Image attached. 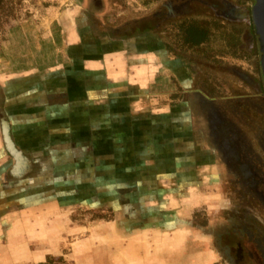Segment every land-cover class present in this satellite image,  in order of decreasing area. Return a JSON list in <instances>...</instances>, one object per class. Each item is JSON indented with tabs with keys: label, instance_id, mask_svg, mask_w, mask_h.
<instances>
[{
	"label": "rangeland",
	"instance_id": "obj_1",
	"mask_svg": "<svg viewBox=\"0 0 264 264\" xmlns=\"http://www.w3.org/2000/svg\"><path fill=\"white\" fill-rule=\"evenodd\" d=\"M163 1L142 6L138 0H122L120 4L112 0H19L14 5L13 16L0 29V79L29 72L26 76L29 80L21 82L22 86L35 85L41 74L54 65L61 64L62 69L65 68L68 61L65 58V55L68 57L66 37L71 27L77 28L86 44L96 42L102 46L118 39V36L130 41L132 38H155L162 45L166 42L175 51L174 54H167L168 57L176 60L179 66L175 69V72L178 71L175 76L179 79L184 77L186 83L174 82L173 90L177 92L172 98L167 97L169 94H166V86L163 85L164 94L153 105L170 104L178 114L186 112L193 153L214 157L210 160H214L215 165L207 168L205 179L199 177V180L197 172L192 173L190 182L193 192L189 200L195 201L178 204L177 214L175 211L165 212L161 210L162 205L155 204L156 214L148 212L147 217H140L133 210L138 198L134 196L135 185L131 181L124 183L117 180L112 182L111 187H103L119 177L113 173L118 169L114 165L107 170V166L101 165L97 159H77L81 151L75 148L73 159H28L32 172L21 175L18 183L8 189H0V264H35L46 254L71 262L72 245L74 247L89 236L92 225L99 221L115 222L130 218L134 222V219H148L150 216L165 220L173 215H176L178 227L166 230L165 225L164 229H158L157 235L172 236L182 232L187 243L181 251H175V247L174 258L168 260V264H264V205L256 195L251 197L242 182L217 159L211 145L203 137L202 119L189 108L191 91L199 90L212 98L216 106L233 109L234 116H238L249 128L264 130L263 81L255 36L248 19L243 18L241 22L234 23L241 29L242 52L238 53L239 57L224 55L211 60L194 52H180L173 43L176 29L172 25L163 29L161 17L154 18V11ZM200 1L219 3L218 0ZM226 1L240 8L252 2ZM187 8L189 11L183 18H214L213 10L202 3L190 2ZM164 14L163 8L161 15ZM220 20L226 22L225 19ZM156 24L158 27L153 28ZM149 27L152 29L145 31ZM213 45L217 47V43ZM158 87L156 91L163 93ZM14 102L12 96L6 100L0 88L1 111ZM2 112L0 116H3ZM76 118L84 121L85 116ZM86 135L84 129L73 130L76 143L86 142ZM196 160L201 161L190 160L194 168L199 165H196ZM64 161L66 163H60ZM25 164V159H20L17 169L21 171ZM105 171L110 173H103ZM59 177H64L66 183L61 184ZM164 183L169 184L168 181ZM45 184L49 190L45 189ZM59 191L64 193L61 198L56 195ZM82 196L89 198L88 201H84L86 199ZM117 204L125 206L126 210L114 209ZM109 225L112 227L113 224ZM118 226V236L127 241L134 230ZM239 246L243 253L240 260L235 253ZM130 248L135 253V245L131 244ZM248 251L250 257L246 256ZM106 258L105 264H110L108 254Z\"/></svg>",
	"mask_w": 264,
	"mask_h": 264
},
{
	"label": "crops",
	"instance_id": "obj_2",
	"mask_svg": "<svg viewBox=\"0 0 264 264\" xmlns=\"http://www.w3.org/2000/svg\"><path fill=\"white\" fill-rule=\"evenodd\" d=\"M117 38L102 46L96 42L86 44L76 27L69 28L65 68L54 65L42 72L35 85L22 86L21 82L29 80V72L1 78L0 88L6 100L12 96V102H17L3 107L5 115L1 109L0 113L8 121L9 137L22 156L19 159H73V148L79 149L77 159H97L107 170L113 165L118 168L113 173L120 179L103 187H111L117 180L135 185L134 196L138 199L133 210L140 217L155 212V204L172 212L180 203L195 201L189 200L192 173L197 172V179H205L207 168L215 165L210 160L214 157L193 153L186 112L178 114L170 104L153 105L162 98L163 85L167 97L172 98L177 92L173 90L174 82L186 83L184 77L175 76L179 67L176 60H170L155 38ZM158 85L163 93L156 91ZM80 115L85 116L84 121L76 118ZM80 128L87 134L86 142L76 143L73 130ZM9 159L0 134V189H8L21 177L8 173L12 163ZM191 159L201 160H196V168L191 166ZM59 180L61 184L67 181L64 177ZM120 206L114 209L126 210ZM153 217L134 222L130 218L97 222L89 236L75 244V250L72 245L70 263L105 264L108 254L110 264H168L174 258L175 247V251H181L187 240L182 232L157 235L165 225L166 230L178 227L176 215L165 220ZM118 224L134 230L127 241L118 236ZM94 232L98 236H91ZM131 244L135 245V253L131 252Z\"/></svg>",
	"mask_w": 264,
	"mask_h": 264
},
{
	"label": "flooded vegetation",
	"instance_id": "obj_3",
	"mask_svg": "<svg viewBox=\"0 0 264 264\" xmlns=\"http://www.w3.org/2000/svg\"><path fill=\"white\" fill-rule=\"evenodd\" d=\"M190 2L206 5V7L213 10L212 14L215 19H225L226 22L232 24L238 21L241 22L243 18H247L253 32L249 10L253 0L243 8L237 7L226 0H218L220 6H218L219 3L206 4L204 1L200 0H165L161 2L159 9L154 11V18L157 19L161 17L160 20L166 18L171 21L173 19L181 20L185 15L187 16L189 11L187 5ZM163 8L165 9V14L161 15V9ZM253 35L255 36L258 50L257 36L254 32ZM258 84L260 83L258 82ZM189 105V108L202 119V128L204 130L203 137L205 141L211 145L217 159H219L228 172H232L237 179L242 182V185L245 186L251 197L252 194L254 196L256 195L264 205V130L259 129V127L249 128L238 116H234L233 109H229L226 106L221 108L216 106L212 98L207 97L199 90L191 91ZM227 113L233 118H230ZM2 119L6 120L4 117L0 116V121ZM6 122L8 121L6 120ZM244 127L246 128L242 129ZM10 158L13 163L11 155ZM25 163V168L18 174L20 176L32 172L29 160L25 159ZM46 185L47 184H45V189L47 188V190H49V186ZM45 189L41 191H45ZM61 197L57 195V198ZM235 243L239 244L238 242ZM241 250L242 247H236L235 253L238 260L243 258ZM249 253V251L246 252L247 257L251 256Z\"/></svg>",
	"mask_w": 264,
	"mask_h": 264
},
{
	"label": "trees",
	"instance_id": "obj_4",
	"mask_svg": "<svg viewBox=\"0 0 264 264\" xmlns=\"http://www.w3.org/2000/svg\"><path fill=\"white\" fill-rule=\"evenodd\" d=\"M120 4L122 0H112ZM142 6H147L157 0H138ZM19 0H0V29L3 24L14 14V5ZM162 28L171 27L176 29L173 43L175 48L180 52H194L201 54L207 59L230 55L239 57L240 49V33L241 29L235 24L223 22L220 19H212L208 17H188L181 20H175L171 23L170 19H163ZM158 27L155 25L153 28ZM152 27L145 31L151 30ZM143 31V32H145ZM217 43V47L213 44ZM163 48L166 53L174 54L175 51L164 42ZM178 57V56H176ZM35 264H72L60 258L55 259L53 256L46 254L44 258Z\"/></svg>",
	"mask_w": 264,
	"mask_h": 264
},
{
	"label": "water",
	"instance_id": "obj_5",
	"mask_svg": "<svg viewBox=\"0 0 264 264\" xmlns=\"http://www.w3.org/2000/svg\"><path fill=\"white\" fill-rule=\"evenodd\" d=\"M250 10V19L252 23L253 32L257 36V43H258V64L260 68V74L263 79V94H264V0H253L249 7ZM0 133L1 139L3 143V147L5 151L12 156L13 164L9 169V173L11 175H18L19 173L13 171V167L15 165L16 159L13 153L8 149V144L10 145L11 149L16 152L18 155L20 154L19 151H16L13 147L12 142L9 139V132H8V125L6 120L2 119L0 121Z\"/></svg>",
	"mask_w": 264,
	"mask_h": 264
},
{
	"label": "bare ground",
	"instance_id": "obj_6",
	"mask_svg": "<svg viewBox=\"0 0 264 264\" xmlns=\"http://www.w3.org/2000/svg\"><path fill=\"white\" fill-rule=\"evenodd\" d=\"M9 139H10V141H11V138L9 137ZM12 142V141H11ZM13 144V143H12ZM7 145H8V149L13 153V155H14V157H15V159H16V162H15V165H14V167H13V171L14 172H21L20 170H18L17 169V165H18V163L20 162V159L19 158H22V156H21V154H17L16 152H14L12 149H11V147H10V145L8 144V142H7ZM13 147H14V145H13ZM14 149L16 150V151H19V150H17L15 147H14ZM19 153H20V151H19ZM22 161H23V159H22ZM26 165V164H25ZM25 168V167H24ZM23 168V169H24Z\"/></svg>",
	"mask_w": 264,
	"mask_h": 264
}]
</instances>
